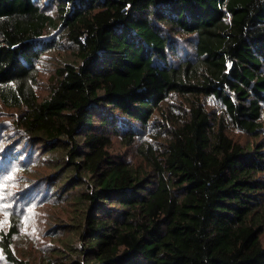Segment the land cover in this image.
<instances>
[{"label":"trees","instance_id":"1","mask_svg":"<svg viewBox=\"0 0 264 264\" xmlns=\"http://www.w3.org/2000/svg\"><path fill=\"white\" fill-rule=\"evenodd\" d=\"M1 187L0 264H264V0H0Z\"/></svg>","mask_w":264,"mask_h":264},{"label":"rangeland","instance_id":"2","mask_svg":"<svg viewBox=\"0 0 264 264\" xmlns=\"http://www.w3.org/2000/svg\"><path fill=\"white\" fill-rule=\"evenodd\" d=\"M42 77H44L42 75ZM4 187H1L0 189V196H2L3 198L0 199L1 204V209H0V225H3L6 221V219L8 218L9 214H7V212L9 211L8 208V194H5L3 191ZM38 209L37 206L35 207H31L27 213L24 214L23 217V228L21 229V236L22 235H26V236H31L33 234H35L40 226V222H41V216L38 218V220H36L33 216H32V211L34 209ZM28 223V225H27ZM18 240H20L21 242H23V240L21 238H19ZM28 241V240H27ZM34 248H38L37 245H34ZM21 250H23V246H21L20 248ZM26 250V249H25ZM33 251H31L32 253ZM35 256L38 257V253L35 251Z\"/></svg>","mask_w":264,"mask_h":264},{"label":"snow or ice","instance_id":"3","mask_svg":"<svg viewBox=\"0 0 264 264\" xmlns=\"http://www.w3.org/2000/svg\"><path fill=\"white\" fill-rule=\"evenodd\" d=\"M3 197L2 196H0V199H2ZM5 223H6V221H5Z\"/></svg>","mask_w":264,"mask_h":264}]
</instances>
